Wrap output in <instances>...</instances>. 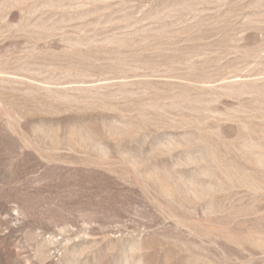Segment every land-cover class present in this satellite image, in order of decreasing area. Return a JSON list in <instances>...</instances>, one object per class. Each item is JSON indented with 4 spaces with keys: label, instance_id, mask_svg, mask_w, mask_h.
Returning <instances> with one entry per match:
<instances>
[{
    "label": "rangeland",
    "instance_id": "obj_1",
    "mask_svg": "<svg viewBox=\"0 0 264 264\" xmlns=\"http://www.w3.org/2000/svg\"><path fill=\"white\" fill-rule=\"evenodd\" d=\"M0 264H264V0H0Z\"/></svg>",
    "mask_w": 264,
    "mask_h": 264
}]
</instances>
